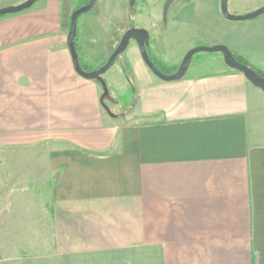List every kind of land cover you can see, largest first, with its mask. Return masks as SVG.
<instances>
[{"label": "crops", "instance_id": "crops-1", "mask_svg": "<svg viewBox=\"0 0 264 264\" xmlns=\"http://www.w3.org/2000/svg\"><path fill=\"white\" fill-rule=\"evenodd\" d=\"M79 1L39 0L0 17V226L12 218L35 235L44 194L53 240L51 252L0 264H264V93L222 61L162 81L130 42L108 80L132 83L135 96L125 117H110L101 86L75 73L66 46ZM145 2L135 17H150ZM234 2V16L264 6ZM132 12L128 0H96L77 25L84 71L100 68L131 28L146 30L150 55L162 58L160 39L176 30L138 26ZM169 16L264 73V14L229 21L220 0H175Z\"/></svg>", "mask_w": 264, "mask_h": 264}, {"label": "rangeland", "instance_id": "rangeland-1", "mask_svg": "<svg viewBox=\"0 0 264 264\" xmlns=\"http://www.w3.org/2000/svg\"><path fill=\"white\" fill-rule=\"evenodd\" d=\"M166 0H164L165 3ZM179 0H176L178 2ZM231 0H226L227 4V11L229 8V3ZM252 1V2H251ZM254 1L257 0H235V5L239 6V8H243L244 6L252 5ZM264 1V0H262ZM154 0H146L145 7L147 6V9H151V13L148 10H144V13L149 12L151 15L150 17H141V16H134L135 13H139V8L141 6V0H135V5L132 7V22H135L136 25L141 26V21L145 20L146 22H150L149 24H154L157 29L161 28L162 33L168 26V32L170 30L173 31L174 29L176 31L171 32V35L166 37V35L163 37V39H160L161 43V49H162V58L159 60H155L156 63H160L162 66L160 68L162 71L169 75L171 72H174L177 67L179 66L181 60L185 56V54L190 51L191 49L199 46L204 47H210L212 45L211 40L205 39L202 37H198L195 35L193 31H189L186 27H175L172 23H170V16L169 19L166 18V20L163 23L162 18V11L163 8L160 11L152 10L151 5L153 4ZM251 2V3H250ZM258 2H261V0H258ZM86 3V0H80L79 4H76L77 7L84 6ZM163 3V6H164ZM264 5V2H263ZM156 15V16H155ZM86 14L81 15L77 20L78 29L82 25L83 20L86 18ZM124 34V33H123ZM118 45V44H117ZM121 58V56H119ZM119 58L115 61L119 60ZM107 61V60H106ZM105 61V62H106ZM221 61L222 58L220 54L218 53H197L192 57L191 65H196L199 63H205L203 67L200 69H197L195 72H216L221 67ZM104 62V63H105ZM223 62V61H222ZM190 66V65H189ZM86 69V68H85ZM114 68L110 69L105 75H103V80L107 84V89L109 92L110 99L105 100V105L109 108V111L118 118L125 117L131 110L130 105L134 99L135 91L132 83L129 82L127 85H120L115 87L113 83L110 81L109 84V77L110 74L114 72ZM191 72V71H190ZM37 202L35 204V220H36V226H35V235H31L28 233L29 227L28 225H13L11 223L12 218H6L4 219L5 224L0 226V257H12V256H18V257H27L29 255H32L34 253H44V252H51L53 249V240H52V225L49 221V208L48 203L45 207H47L44 211L39 208V205L42 202V199L44 200V194H37ZM39 199V200H38ZM45 201V200H44ZM27 210L26 215H27ZM9 212V214L12 213V210L8 209L6 210ZM43 211V212H42ZM31 213V210H29ZM33 212V211H32ZM32 215V214H30ZM10 216V215H9ZM32 218V217H31ZM8 219V223H6V220ZM16 220H20L21 218L17 217ZM27 218L21 219L26 221ZM30 238V239H29Z\"/></svg>", "mask_w": 264, "mask_h": 264}, {"label": "water", "instance_id": "water-1", "mask_svg": "<svg viewBox=\"0 0 264 264\" xmlns=\"http://www.w3.org/2000/svg\"><path fill=\"white\" fill-rule=\"evenodd\" d=\"M38 1L39 0H26L25 2L17 6H9L5 8H1L0 17L20 14L23 11L31 8ZM174 1L175 0L165 1L164 6H163V11H162V16L164 19L166 18L169 6ZM187 1H191V0H187ZM134 2L135 0H128L129 6L133 7ZM95 4H96V0H88L87 4L79 8H76L72 12L70 19H69V29H68V33L66 37V46H67V49H68V52L71 58V63H72L75 73L79 75L80 77H82L83 79H86L89 81H96L101 86L102 91H103L102 96H101V105L103 106L105 112L110 117H114V115L109 111V108L103 103V99L109 96V92L107 89V85L102 77L111 69L116 59L125 52L130 42H134L136 44L142 61L147 66V68L151 71V73L162 81L173 82V81H179L182 78H184L189 68V65L191 63L192 57L195 54L197 53H218L220 54L224 65L228 69L242 74L244 78L249 82V84H251L254 88L264 93V79L261 78L259 75H257L249 67L237 62L232 56L231 51L223 45H214L210 47H204V46L195 47L185 54L177 70L173 74L165 75L161 73L153 65V63L150 61L147 55L146 50L149 47L150 39H149L148 32L144 29L131 28L125 31L117 47L114 49V51L111 53L107 61L100 68H98L95 71H91V72L84 71L79 64L77 52L75 49V42H74V39L76 37V31H77V20L81 15H84L90 12L95 6ZM220 10H221L222 16L226 20H229V21H248V20L255 19L264 14V6H262L258 10L245 14V15H241V16L230 15L227 11L226 0H220Z\"/></svg>", "mask_w": 264, "mask_h": 264}, {"label": "trees", "instance_id": "trees-1", "mask_svg": "<svg viewBox=\"0 0 264 264\" xmlns=\"http://www.w3.org/2000/svg\"><path fill=\"white\" fill-rule=\"evenodd\" d=\"M88 3V0H86V3L85 4H87ZM84 4V5H85ZM163 23H164V21H163ZM77 34V33H76ZM76 41V37H75V39H74V42ZM146 52H147V55H148V57H149V59H150V61L153 63V65L161 72V73H163V74H165L163 71H162V69L160 68V66H162L160 63H156V61L152 58V56L150 55V53H149V48H147V50H146ZM231 54H232V56L234 57V59L237 61V62H239L240 64H243V65H245V66H247V67H249L250 69H252L257 75H259L261 78H263L264 79V73H261V72H259V71H257V70H255L254 68H252L251 66H249L248 65V63L244 60V59H242V58H240L239 56H237L236 54H234L233 52H231ZM121 56V55H120ZM119 58V57H118ZM117 58V59H118ZM116 59V60H117ZM106 99H110V97L108 96V97H106V98H104L103 99V103L105 104V100ZM132 105V104H131ZM131 105H130V107H131ZM129 107V108H130Z\"/></svg>", "mask_w": 264, "mask_h": 264}]
</instances>
